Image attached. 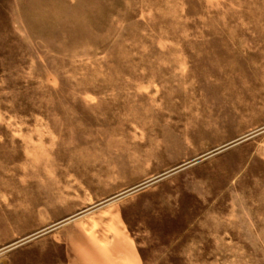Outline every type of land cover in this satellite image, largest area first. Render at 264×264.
Here are the masks:
<instances>
[{
	"label": "rangeland",
	"instance_id": "374dc122",
	"mask_svg": "<svg viewBox=\"0 0 264 264\" xmlns=\"http://www.w3.org/2000/svg\"><path fill=\"white\" fill-rule=\"evenodd\" d=\"M0 264H264V0H0Z\"/></svg>",
	"mask_w": 264,
	"mask_h": 264
}]
</instances>
